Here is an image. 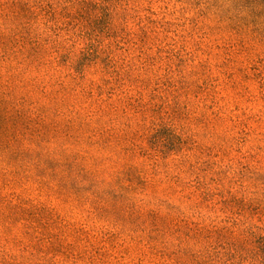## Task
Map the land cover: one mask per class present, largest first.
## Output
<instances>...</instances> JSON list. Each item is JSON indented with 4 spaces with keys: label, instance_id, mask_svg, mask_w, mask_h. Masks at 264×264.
I'll return each instance as SVG.
<instances>
[{
    "label": "rangeland",
    "instance_id": "374dc122",
    "mask_svg": "<svg viewBox=\"0 0 264 264\" xmlns=\"http://www.w3.org/2000/svg\"><path fill=\"white\" fill-rule=\"evenodd\" d=\"M0 264H264V0H0Z\"/></svg>",
    "mask_w": 264,
    "mask_h": 264
}]
</instances>
